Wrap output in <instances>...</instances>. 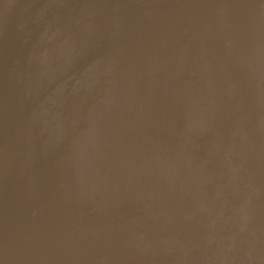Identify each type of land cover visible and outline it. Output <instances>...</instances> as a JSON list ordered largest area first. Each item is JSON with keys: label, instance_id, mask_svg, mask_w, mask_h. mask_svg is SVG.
<instances>
[{"label": "water", "instance_id": "95a60500", "mask_svg": "<svg viewBox=\"0 0 264 264\" xmlns=\"http://www.w3.org/2000/svg\"><path fill=\"white\" fill-rule=\"evenodd\" d=\"M0 264H264V0H0Z\"/></svg>", "mask_w": 264, "mask_h": 264}]
</instances>
